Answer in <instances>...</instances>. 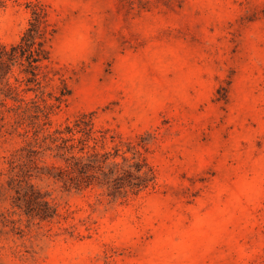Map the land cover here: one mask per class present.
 Wrapping results in <instances>:
<instances>
[{
    "label": "rangeland",
    "instance_id": "obj_1",
    "mask_svg": "<svg viewBox=\"0 0 264 264\" xmlns=\"http://www.w3.org/2000/svg\"><path fill=\"white\" fill-rule=\"evenodd\" d=\"M42 10L43 88L22 97H62L50 131L86 115L101 152L135 146L156 182L122 199L70 190L55 152L33 144L29 182L60 215L41 222L9 185L26 139L3 132L0 264H264V0H0V42Z\"/></svg>",
    "mask_w": 264,
    "mask_h": 264
},
{
    "label": "trees",
    "instance_id": "obj_2",
    "mask_svg": "<svg viewBox=\"0 0 264 264\" xmlns=\"http://www.w3.org/2000/svg\"><path fill=\"white\" fill-rule=\"evenodd\" d=\"M50 26L46 12L35 11L29 27L17 43L0 42V85H4L0 87L3 95L0 100V135L3 132L16 133L26 139L25 147L8 161L9 185L16 192L15 206L41 222L60 216L57 208L29 182L34 169L38 168L37 155L41 152H55L54 157L62 164L52 166L53 177L70 190L82 191L99 186L113 199H122L139 195L156 182L154 169L135 146L129 145V151L134 152L132 158L120 155L118 147L113 148L115 154L101 152L99 148L106 141L105 133L95 130L93 120H87L86 115L50 131L51 115L63 103L62 97H55V102L39 96L22 97L21 91L38 92L43 88L38 70L49 60ZM16 67L27 76L16 77L17 86H14L7 81ZM23 84L26 85L24 89ZM9 100L14 104L10 105ZM118 157L122 161H118Z\"/></svg>",
    "mask_w": 264,
    "mask_h": 264
}]
</instances>
